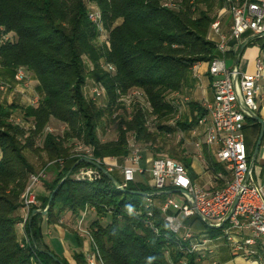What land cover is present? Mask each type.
<instances>
[{
	"label": "trees",
	"instance_id": "obj_1",
	"mask_svg": "<svg viewBox=\"0 0 264 264\" xmlns=\"http://www.w3.org/2000/svg\"><path fill=\"white\" fill-rule=\"evenodd\" d=\"M225 2L0 0V66L13 72L24 67L38 82L36 102L0 103V264H71L43 241L42 221L45 219L47 226L53 225L64 212H69L73 222L87 208L96 215L88 229L104 264H202L206 256L212 257L186 252L188 242L176 239L157 206L152 207V216H147L145 197L152 189L145 181H130L121 190L116 186V182H122L119 170L110 172L114 182L81 159L83 156L75 147L77 144L92 147L90 159L105 168L102 162L105 156L124 162L128 153L127 135L131 133L136 143L148 145L153 157L160 153L174 157L193 177L191 160L182 141L170 145L162 138L176 129L187 132L206 109L197 100H189L186 113L171 127L164 122L174 118L178 108L167 96L184 89L191 91L196 81L193 66L218 54L209 27ZM92 3L102 14L107 35L101 44L97 43L100 30L88 17ZM247 43L257 44L264 51V36ZM107 65H112L114 71ZM87 76L105 87L104 107L85 96ZM135 89L143 92L148 107L144 110L133 107L129 119L122 114L113 117L114 111L126 110L121 96ZM15 114L27 125L17 123ZM146 116L157 119L155 130L146 125ZM105 117L116 122L115 139L103 141L97 134ZM51 118L65 125L62 134L45 131ZM259 130L260 124L247 117L244 134L248 159L252 157ZM263 139L264 134L261 144ZM205 157L213 171L223 170V165L215 162L207 151ZM81 167L97 168L100 176L93 180L76 179L74 175ZM41 169L53 173V178L43 180L48 195L38 196L41 209L33 213L37 207L31 208L23 234L17 229L21 221V194L29 174ZM222 184L219 182L218 187ZM167 196L152 195L158 202ZM102 218L106 221L102 222ZM183 221L195 232L211 236L220 233L197 215ZM76 226L69 231L81 246ZM235 255L231 253L232 257ZM72 258L73 264H88L81 250L73 252ZM261 258L264 264V252Z\"/></svg>",
	"mask_w": 264,
	"mask_h": 264
},
{
	"label": "built area",
	"instance_id": "obj_2",
	"mask_svg": "<svg viewBox=\"0 0 264 264\" xmlns=\"http://www.w3.org/2000/svg\"><path fill=\"white\" fill-rule=\"evenodd\" d=\"M222 9L229 13L231 23L225 34L220 33L218 16L210 24V29L218 36L215 40L218 54L207 61L212 99L204 100L206 113L189 129L195 155L205 162L207 170L210 171L209 185H199L182 162L169 156L147 157V167H142V147L133 137L127 140L128 153L123 163H119L113 156L104 157L102 162L108 172L116 169L120 171L122 182L116 184L119 189L136 180L137 174L148 171L152 191L145 197L149 207L147 216L151 217L152 207L157 206L164 223L176 239L188 242L184 248L186 252H199L204 256L212 254L215 248L224 244L231 253L263 264L261 252H264V174L258 170L255 160L251 164V159H248L244 126L246 118L250 117L247 110L260 115V102L264 96V51L256 57L252 72L241 71L237 59L228 57L227 53L231 50V44H238L244 38L248 41L264 36V0H226ZM88 17L100 32H105L102 14L98 8L90 9ZM228 60H231L230 65L227 64ZM107 67L114 71L112 65ZM27 78L28 72L24 67L15 69V82L26 88L29 85ZM6 86V83L0 84L1 89ZM90 92L93 100L106 96L105 87L100 82H96ZM117 93L122 94L119 89ZM134 96L141 97L143 92L132 90L122 95L121 100L128 104ZM37 99L38 97L33 99L32 103ZM16 122L24 124L20 118H16ZM45 131L52 132L49 126L45 127ZM75 149L81 156L92 158V147L77 144ZM205 151L215 162L223 165V170L213 171L209 167ZM99 176L98 169L93 167H81L74 175L76 179L88 180ZM45 177V169L30 173L21 194L23 218L18 225L23 234L31 208L35 206L37 210L41 209L34 188ZM219 182L223 183L221 187H218ZM168 188L181 191L168 194L162 202L153 199V194L163 193ZM173 194H178L180 198L173 197ZM84 214L85 211L79 217L77 227L89 235L93 248L85 253L87 262L104 264L91 234L81 228ZM194 215L220 233L211 236L207 232H195L185 225L183 220ZM147 223L157 232L153 224ZM216 263L213 261V264Z\"/></svg>",
	"mask_w": 264,
	"mask_h": 264
},
{
	"label": "crops",
	"instance_id": "obj_3",
	"mask_svg": "<svg viewBox=\"0 0 264 264\" xmlns=\"http://www.w3.org/2000/svg\"><path fill=\"white\" fill-rule=\"evenodd\" d=\"M222 13V14H221ZM218 18L220 20V33L225 34L229 31L230 26V15L229 13L224 10L220 9V15H218ZM209 36L213 40H217L218 36L213 33V31L209 30ZM246 39L244 38L242 42L238 44H231V50L227 53L228 57H235L238 61V67L241 71L244 72H252L255 68V60L256 57L261 55L262 51L260 50V47L257 44H249ZM241 44L239 51L237 50L238 45ZM241 60H243L245 63L243 66H241ZM193 75L195 77V86L192 89V94L195 95L194 100H197L203 105L204 100L212 99V93L210 89V77L207 71V62H199L196 65L193 66ZM15 72V71H14ZM13 70H10L8 68L0 66V84L6 83V87L4 89L0 88V103L3 104H9L12 102L21 104V105H28L30 104L27 100V96L25 95L24 91H36V86L38 84L37 80L33 76L29 81L30 86L29 87H23L21 84L15 82L13 80ZM28 88V89H27ZM264 91V90H263ZM261 110L260 115L264 119V96L260 102ZM187 111V108H186ZM49 122L58 123L63 125V129L65 125L54 119L51 118ZM180 131L178 133L186 134V140L182 144V147L185 151V154L190 157V167L192 170L193 178L196 180V182L204 187H207L209 185V180L211 177L210 171L207 170L205 162L202 160H199L196 157L195 148L192 144V138L190 137L189 130L187 132ZM1 157V153H0ZM114 157V156H113ZM147 157L141 160L140 165L142 167H145V160ZM264 158V156H263ZM117 159V158H116ZM118 161V159H117ZM143 163V165H142ZM196 164L200 166V169H196ZM258 170L264 174V159H261L257 163ZM139 179L144 181V175H138ZM150 177V175H149ZM144 179V180H143ZM201 179V182L200 180ZM203 183V184H202ZM38 186V185H36ZM44 185H41V190L44 188ZM44 190V189H43ZM61 223H55L53 225L46 226L43 229L44 232V238L43 241L48 244L49 247H51L57 254L65 257L69 263L73 264L74 260L72 258V254L75 251H83L85 253L90 251V241L88 239L82 238V245L78 246L76 240L74 239L73 235L69 231L68 228L75 227L77 225L78 220H70L69 214H63L60 218ZM62 223H64L62 225ZM17 224V229H18ZM69 226V227H68ZM21 232V231H20ZM220 246V245H219ZM217 256L218 259H215L217 264H255L256 260L252 259H245L240 255L231 256V252L229 249L226 248H218V250L215 253V257ZM263 262V261H262Z\"/></svg>",
	"mask_w": 264,
	"mask_h": 264
},
{
	"label": "rangeland",
	"instance_id": "obj_4",
	"mask_svg": "<svg viewBox=\"0 0 264 264\" xmlns=\"http://www.w3.org/2000/svg\"><path fill=\"white\" fill-rule=\"evenodd\" d=\"M168 2H176V1H179V0H167ZM97 7L95 6V4H90V9H96ZM218 15H220V10H218L217 12ZM222 14V13H221ZM209 30H210V27H209ZM106 40V31L105 32H100V35L98 36V39H97V43L98 44H101L103 42H105ZM231 63V60H228L227 61V64L230 65ZM241 66L244 65V61L241 60ZM91 67L88 65V68ZM32 78V75L28 72V78L27 80L30 81V79ZM96 82H99L97 80H95L94 78H91L89 76H87L86 78V84L84 86V89H83V92L85 94L86 97H91V92H90V89L95 86ZM22 86V85H21ZM30 84L27 86L29 87ZM28 89V88H27ZM25 95L28 97L27 100L29 103H32V100L35 99L36 97H38V93L35 92V91H24ZM195 95L192 94V90L191 91H188V90H185L183 92H180V93H170L167 98L169 100H172L174 104H176L177 106V113L175 115L174 118L168 120L167 122H164L165 124L171 126V127H174L175 126V122L177 119L180 118V116L183 114V113H186V106H187V103L189 102V100L191 99H194ZM96 103L99 105V106H102L104 107L105 103H106V96L104 97H100L98 99L95 100ZM126 105V110L125 111H122V110H116L114 111V114H113V117L115 116L116 118V115L118 114H122L124 115L127 119L130 118L131 116V110L133 109V107L135 106H140L141 108H146L148 107V103L146 101V99L141 96V97H131V100L128 104H125ZM14 117H17V118H21L19 114H15ZM156 121L157 119H155V117L153 116H146V125L148 126V128L150 130H155V127H156ZM23 125H27L26 122L23 124ZM46 126H49L52 130L53 133L55 134H62L63 132V125L62 124H58V123H53V122H48V124H46ZM45 126V127H46ZM178 129H176L175 132H173L172 134L170 135H167L165 136L164 138H162V140L167 143V144H177V142L179 141H182V143L185 142L186 140V134L185 133H182L180 134L181 132L180 131H177ZM180 132V133H178ZM97 134L99 136V138L103 141H107V140H111V139H115L116 136H117V132H116V122H113V121H110L109 119H103L102 120V123H101V126L97 129ZM128 139L129 138H132V135L131 133H128L127 135ZM38 142H42L41 139H38ZM140 146L143 147V150H142V153L145 155V157H153L152 155V151H150V148L148 147V145H144L143 143H139ZM29 155V154H28ZM158 156H168L167 154L165 153H160L158 154ZM158 156H155V157H158ZM264 156V139L262 141V144L261 146L259 147V151L257 153V156H256V159H255V164L258 163L259 160L261 159H264L263 158ZM105 157H110V156H105ZM33 158V157H32ZM174 158V157H172ZM35 159V157H34ZM176 159V158H174ZM143 165V163H142ZM145 167H147V163L145 162ZM196 169H200V166L198 164H196ZM38 168V167H36ZM138 175H142V174H137L136 175V180H140L139 179V176ZM144 175V178H145V182L149 185L150 184V177H149V173L148 171H145L143 173ZM53 178V173H51L50 171H46V177L43 179V180H51ZM43 180L38 184V186H35V192L37 194V197H43V196H46L48 195V191L45 189V187L41 190V185H44L43 184ZM200 182H201V179H199ZM203 184V183H202ZM173 197H178L180 198V196L178 194H173ZM38 206L40 208V205H41V199L38 200ZM69 214L70 216V220H72L71 218V214L69 212H64V214ZM95 214L93 212L92 209H89L87 208L86 211H85V214L83 216V222L81 224V228H83V230H86L89 232V223L90 221L95 218ZM23 218V211L20 209V219L22 220ZM61 218V217H60ZM102 222H105L106 221V218H102L101 219ZM58 223H61V220L59 219ZM19 224V223H18ZM64 223H62L63 225ZM47 225H46V222H45V219H43L42 221V228H45ZM69 227V226H68ZM77 227V226H76ZM69 229V228H68ZM18 230L21 231L20 227L18 226ZM77 232H78V235L81 237V238H85V239H88L89 240V235L87 233H84V231H80L77 227ZM90 233V232H89ZM226 248L228 249L224 244L218 246L217 248H215L214 252L212 254H207V255H211L212 257H205L204 261L202 264H213V261H215V259H218L217 256L215 257V253L216 251L218 250V248ZM260 262H256L255 264H259Z\"/></svg>",
	"mask_w": 264,
	"mask_h": 264
},
{
	"label": "water",
	"instance_id": "obj_5",
	"mask_svg": "<svg viewBox=\"0 0 264 264\" xmlns=\"http://www.w3.org/2000/svg\"><path fill=\"white\" fill-rule=\"evenodd\" d=\"M249 116L254 119L255 121H257L259 124H260V130H259V134H258V137H257V140L255 142V145H254V149H253V153H252V157H251V164L254 162V160L256 159V156H257V153L259 151V147H260V144H261V140H262V137H263V134H264V119L258 115V114H255V113H252L251 111L247 110ZM83 159L84 161H87L91 164H93L94 166H96L99 170H101L106 176H108L112 181L115 182L113 176L110 174V172H108L102 165H100L98 162L90 159V158H86V157H83L81 158ZM116 184H118L116 182ZM56 189V188H55ZM54 189V190H55ZM53 190V191H54ZM121 190H125V188H121ZM181 190L179 189H171V190H167L163 193L165 194H172V193H177ZM53 193V192H52ZM52 193L49 195V199H48V202H50L51 200V197H52ZM140 194H145L144 192H139ZM38 210L37 209H34L33 210V213L34 212H37ZM42 214L45 215L46 214V209H44L42 211ZM52 256V254H50ZM54 258V257H53ZM55 260H57L56 258H54Z\"/></svg>",
	"mask_w": 264,
	"mask_h": 264
}]
</instances>
